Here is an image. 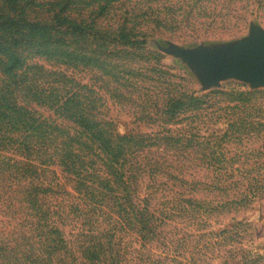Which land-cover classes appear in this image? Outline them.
Here are the masks:
<instances>
[{
    "label": "trees",
    "instance_id": "16d2710c",
    "mask_svg": "<svg viewBox=\"0 0 264 264\" xmlns=\"http://www.w3.org/2000/svg\"><path fill=\"white\" fill-rule=\"evenodd\" d=\"M129 4L0 0V264H122L154 242L175 258L200 240L189 250L195 262L243 237V222L200 228L247 196L195 195L225 191L231 177L198 129L249 108L255 90L187 89L144 47L142 26L165 23L162 11ZM79 69L88 82L75 76ZM102 91L135 104V117L157 129L118 131ZM242 125L227 122L219 139ZM199 163L215 170L212 181L189 178Z\"/></svg>",
    "mask_w": 264,
    "mask_h": 264
},
{
    "label": "rangeland",
    "instance_id": "374dc122",
    "mask_svg": "<svg viewBox=\"0 0 264 264\" xmlns=\"http://www.w3.org/2000/svg\"><path fill=\"white\" fill-rule=\"evenodd\" d=\"M129 5L141 9L148 7L160 9L165 23L150 21L142 27L146 32L145 50L161 54V63L171 72L185 78V87L193 91L209 88L225 90H255L249 108L235 114L216 117L199 126L201 137L214 140L218 154L213 157L220 164H227L225 191L200 189L195 195L201 198L237 199L247 196L224 209H217L208 218V224H202L201 230H219L232 228L238 222L243 237L240 242H225L216 245L215 255L198 256L195 262L190 260L189 250L202 241L190 243L184 249L183 257H171L165 254V247L156 242L144 248L147 253L141 256L131 254L122 264H264V82L254 83L247 78L232 74L218 75L212 66L196 59V55L223 56L244 54L254 39L264 38V0H124ZM130 1V2H129ZM165 12V13H164ZM70 14L76 16L74 10ZM96 14V12H95ZM88 15L91 18L95 15ZM144 17L136 18L138 22ZM100 24L108 19L100 17ZM241 60L240 57H238ZM75 76L82 82H88L90 73L76 70ZM103 92L106 114L120 132L153 131L156 125L148 124L135 117V104L118 103ZM243 122V127L233 129L226 139H219L229 121ZM231 130V129H230ZM198 162V160H197ZM189 178L212 181L215 170L207 169L202 163L190 170ZM192 174V175H191ZM147 180V179H146ZM145 180L141 182L144 193ZM68 187H70L68 185ZM190 227L185 226V230ZM199 228V229H200ZM70 231L69 227L65 228ZM138 248L133 239L126 240ZM236 248L230 255L227 250ZM143 250V248H142ZM193 250V249H191ZM81 258H79L80 260ZM82 262V260H81ZM191 262V263H190ZM88 264V262L86 263Z\"/></svg>",
    "mask_w": 264,
    "mask_h": 264
},
{
    "label": "water",
    "instance_id": "95a60500",
    "mask_svg": "<svg viewBox=\"0 0 264 264\" xmlns=\"http://www.w3.org/2000/svg\"><path fill=\"white\" fill-rule=\"evenodd\" d=\"M194 57L212 66L220 76L232 74L247 78L254 83L264 82V38L252 40L244 54Z\"/></svg>",
    "mask_w": 264,
    "mask_h": 264
}]
</instances>
